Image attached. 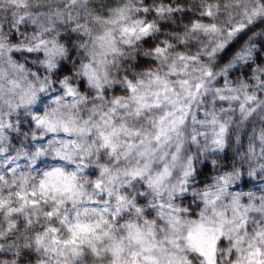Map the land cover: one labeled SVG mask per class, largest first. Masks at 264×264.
<instances>
[{
    "label": "clouds",
    "instance_id": "1",
    "mask_svg": "<svg viewBox=\"0 0 264 264\" xmlns=\"http://www.w3.org/2000/svg\"><path fill=\"white\" fill-rule=\"evenodd\" d=\"M0 264H264V0H0Z\"/></svg>",
    "mask_w": 264,
    "mask_h": 264
}]
</instances>
